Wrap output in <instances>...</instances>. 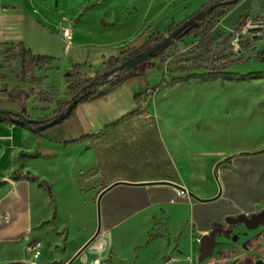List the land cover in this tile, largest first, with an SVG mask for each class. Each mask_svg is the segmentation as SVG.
<instances>
[{"label": "rangeland", "instance_id": "374dc122", "mask_svg": "<svg viewBox=\"0 0 264 264\" xmlns=\"http://www.w3.org/2000/svg\"><path fill=\"white\" fill-rule=\"evenodd\" d=\"M16 1L21 3L22 0ZM37 1L51 7L50 11L55 17V22L60 21V27H72L74 44L66 55L71 66L61 68L51 63L42 67L49 68L46 71L40 70L38 77L36 72L41 68L36 69L34 78L23 82V85L6 84L0 88V107L19 112L22 106H26L31 118L42 120L52 119L66 107L67 100L73 95L69 90L70 84L83 80H100L99 71L104 67L103 62L114 56L115 50L133 43L149 26L154 25L153 32L157 30L165 36L171 26L177 27L201 9L219 0ZM225 8V14L220 15ZM213 12L219 22L210 37V52L206 51L200 36L192 35L173 41L171 49L164 53L163 60L151 59L150 62L166 75V83L160 89L157 102L150 98L143 99L145 103L140 108L139 116L128 119L131 126L114 130V157L118 162L115 161L111 169L103 166L101 175L82 182L85 190L82 199L92 206L93 222L82 226L79 233L76 227L85 223L87 213L83 202L74 199V232L77 239L81 238L78 249L96 231V200L102 190L101 186L110 184L114 178H132L146 170L152 173L159 169L162 175H170L174 182L184 187L187 184L188 189H200L188 184L178 171L176 175L173 174L163 143L158 146L155 139L157 126L153 104L156 106L167 102L163 107H158L160 118L163 120L165 116L171 124L178 125V129L184 132L186 140L191 144L192 151L212 157L203 168L207 189H220L213 174L220 154H237L250 148L249 143H260L264 140L260 133L247 131L251 125L264 126V59L257 58L259 54H264V0H239ZM242 15L246 16L245 26L236 32V24ZM33 16L32 20L27 16L24 20L25 45L36 55H48L66 63L64 44L53 34L55 29L38 21L41 20L38 13H33ZM79 34L84 37L79 39ZM225 56H229L232 61L225 72L235 76H213L211 65ZM200 57L208 61L210 69L175 73L182 67L198 66ZM74 65L87 67L77 69ZM97 66H100V69L92 68ZM67 72L74 75L65 77ZM118 77L121 76H114L111 82ZM173 79L178 82L172 83ZM23 87H26V90H23ZM148 88L136 77L129 78L100 97L81 100L66 120L42 133L47 132L49 136L55 137L53 135L57 134L58 127L62 126L64 138H71L98 132V129L94 130L97 125L104 129L107 125L124 122L138 107L134 97L144 94ZM183 116L185 118L182 119ZM234 168L230 160L218 164L217 175L221 182L225 175L232 174ZM256 189H264V182L256 185ZM172 191L171 197L174 198L176 189L172 188ZM130 192V189H118L102 199V219L105 212L111 219L126 213L133 203L131 204L130 200H122ZM145 193L151 197L150 193ZM134 194L139 195L140 192ZM262 194L263 201L257 205L249 201L246 195H242L243 197H239L242 200L238 203L231 202L229 208L223 210V214L249 215L263 210L264 191ZM182 201L197 203L194 198L189 197L167 204V227L172 236L168 235L163 227L155 226L153 229V236H161L163 240L166 236L169 237V242L162 244L157 259L154 258L156 264H264V234L254 235L255 231H250L249 236H241L245 232L240 230L246 229L243 225L233 226L231 235L226 238L228 247L220 252L216 246L212 256L202 262L198 261L196 246L200 234L194 229L191 240L185 247H182L178 237L173 236L180 233V224L189 212L188 208L180 203ZM213 212L218 218L217 222L222 218L223 223L225 217H222V214L220 217V202L213 208ZM155 216L159 217L158 214ZM151 224V221L140 219L128 224L122 228L126 231L119 233L112 244L109 231L102 224L100 235L73 264H150V252L154 244L145 245L149 240ZM190 226L188 222L184 231L190 229ZM259 228L264 230V227ZM238 233L241 234L233 241L232 236ZM63 235H67L66 230L62 232ZM154 239L153 243L156 240ZM62 247L64 244L60 245V248ZM70 259L71 257L60 260L56 257L52 264H66ZM0 264L20 263L5 261Z\"/></svg>", "mask_w": 264, "mask_h": 264}, {"label": "crops", "instance_id": "0c3cea01", "mask_svg": "<svg viewBox=\"0 0 264 264\" xmlns=\"http://www.w3.org/2000/svg\"><path fill=\"white\" fill-rule=\"evenodd\" d=\"M35 2H37L39 6L41 5L37 0H22L21 3H18L16 0H0V88L6 84L14 86L24 84L21 80L22 65L18 56L19 45H24L27 49L31 50L30 47L25 45L24 20L26 16L31 20L34 19L33 13L35 12H33V9H35ZM38 14L41 17V20L39 19L38 21L43 23L46 27L47 25L53 27L55 29V31L53 30V34L61 41L56 34L60 27V21L56 18L58 21L55 22V17L52 16L50 9H48L47 12H39ZM9 47H11L12 50L8 54L6 50ZM69 50H64V60H66V63H63V60L58 61L53 58L54 60L52 63L55 64L54 66L70 68L71 62H68L66 58ZM48 68L49 67H44L39 69L38 72H36V76H39L40 70L46 71ZM160 93L161 90H158L150 99H152L153 102H157L156 100L157 98L159 99ZM143 103H145V100H142L138 105L137 109H139V111ZM165 104H167V102L162 105L156 104V106L153 104L157 126L155 139L158 142V146L163 143L167 152V161L174 172L173 174L176 175L178 171L179 175L184 179L185 172H191L194 162L198 164L203 172V168L208 165L209 159H212V157L209 158L208 155H203L202 152L192 151L191 146L189 149L184 150L178 148V153L175 152L174 149L177 148L176 141L180 140L183 143L185 142L184 139H186V136L182 130L178 129V125L171 124L165 116H163V120L160 118L158 107H163ZM169 104L168 102V105ZM137 116H139V114L128 119ZM183 118L185 117L183 116L182 119ZM128 119L115 125H107L104 129H101V125H97L94 127V130L98 129V132L84 134L97 135L95 138L79 141L70 145H66L65 142L73 140L76 137L64 138L61 129L62 126L58 127L57 134L55 133L53 135L55 137H52V135L49 136L47 132L36 136L25 127L13 121H0V216L8 212L11 217L9 224H0V263L11 261L20 264H52L56 257L62 260L68 257L72 258L75 255L81 238L77 239L74 232V226L76 225L74 219L76 204L74 199L83 202L87 213L85 223L81 224L80 227H76L79 233L82 226L93 222L92 206L82 199V193L76 179V174L81 171H92L88 175V180H86L89 181L98 174L101 175L103 166L111 169L113 163L115 161L118 162V160H115L117 158L114 157L115 149L112 134L116 129L123 128L124 126H131V123H128ZM249 144H251V147L246 151L237 154H231L232 152L220 154L219 161L224 162L230 160L235 167V170H232V174L225 175L222 182L220 180L222 189H188V191L203 199L216 197L219 190H221V194L216 200L205 203L198 202L197 200V203L180 202L189 210L180 224V233L177 236L173 235L180 239L182 247H185L191 240L190 236L194 229L201 237L212 229L214 222L218 221V218L215 217L212 218L210 224L205 225L203 228L198 227V224L194 220V210L196 208L210 206L213 210L220 202V217L221 214L223 215L222 217H226L228 213L223 214V210L229 208L231 202H240L242 199L239 197H243L242 195H246L247 199L256 205L263 201L262 192L264 189H256V185H261L264 182V140L260 143L251 142ZM242 159H246L247 164L242 163ZM155 162L159 161L155 160ZM244 168H247L248 172L249 189H247V192L245 193L244 189L243 191L238 189H227L232 183L231 180L235 181L236 178L240 176L241 170L244 172L246 171ZM152 171H154V169H152ZM43 181L50 186L52 198H50L46 192L45 185L42 184ZM116 181L138 183L154 181L174 182L175 180L171 178L170 175H162L160 170L157 169L152 173L146 170L142 172L141 175L132 178H114L109 183L112 184ZM110 184L104 185L107 187ZM172 188L173 187L169 185H119L106 193L103 200L108 197L111 191L114 192L118 189H130L136 192L143 191L151 195V197L147 196L146 200L141 199L132 202L133 204L131 203L132 206L130 209H137V211L126 218L124 217L128 214L127 212L115 219L109 218L106 212L103 213L102 224L105 227L110 226V228L106 229L109 231L111 244L114 239L120 235L119 233L126 231L122 229L123 227L135 223L138 219L152 222L150 227L151 233L149 232V235L152 236V240L158 237L157 235H152L153 229L156 228L155 226L163 227V230L166 231L168 235L172 236L167 227L168 210L166 207L172 198L171 196H173ZM159 189H164L165 192L163 197H159L160 199L155 203L152 197L156 195L155 191ZM230 193H233V198L228 197ZM104 209L105 208H103V210ZM154 212L155 215L158 214L159 217H156ZM221 220L222 218H220V222ZM188 222L191 225L190 229L184 231V227ZM65 230L67 235L62 236V232ZM246 230L247 229H241L240 231L246 232ZM263 234L264 230L262 228H258L254 232V235L262 236ZM226 238L228 237L224 235L216 237V240L219 242L217 247L220 249V252L223 248L228 247ZM152 240L149 242L154 244L150 252L152 261L150 264H156L155 259H157L159 255L162 244H164V242H169V237L166 236L163 240L162 237L159 236L158 239L155 240V243H153L154 241L152 242ZM36 243L38 244L40 255L34 258L32 251L29 250V246ZM62 244H64V247L60 248ZM147 245L146 243L145 246ZM198 248L199 243L196 246L197 251ZM86 249L78 257H80ZM78 257L74 261H76ZM73 262L71 264H73Z\"/></svg>", "mask_w": 264, "mask_h": 264}, {"label": "trees", "instance_id": "16d2710c", "mask_svg": "<svg viewBox=\"0 0 264 264\" xmlns=\"http://www.w3.org/2000/svg\"><path fill=\"white\" fill-rule=\"evenodd\" d=\"M226 10H227V8L223 9L220 12V15H224ZM159 21H161V20H159ZM245 21H246V16L242 15V17L238 20V22L236 24V32H239L240 30H242L244 28ZM218 22H219L218 18H217V16H215L214 12L210 13L207 16H205L203 19H201L197 26L191 28L184 35H179L175 40H179L181 38H184L187 36H192V35L200 36L201 37V43L204 45L206 51L210 52L211 48H212L211 42H210V37L213 34L214 29L217 26ZM157 23L158 22H156V24ZM153 28H154V25L149 26L148 29L143 34H141L139 36V38H137L133 43L115 50V55L112 56L109 60L103 62V66H107L108 64L115 65L119 62H122L123 59L125 60L128 57L134 56L139 51H141L143 49H147L151 45L160 41L164 36L161 33H158L157 30L155 32H153ZM175 28L173 26H171L168 30L169 33L171 31H173ZM172 45H173V41L171 43H169L168 46L166 48H164L163 50L156 52L155 56L151 59L163 60L164 59V56H163L164 53L166 51H168L169 49H171ZM11 50H12V48L9 47V48H7L6 52H10ZM129 51L132 53H129ZM18 56L21 60V65H22L21 80L24 83L29 82L30 79L34 78V72L36 69L42 68L43 66H46V65H49L54 60L53 58H51L49 56L36 55V54L32 53L31 50L27 49L24 45H19ZM257 58H258V60H263L264 54L263 53L259 54V56ZM151 59H148V61L143 63L139 68L132 71L129 75L121 76V77H118L115 80H113V82H111V87L109 89H106V90L100 91V92H98V91L89 92L82 100L100 97V96L108 93L109 91H111L115 87L119 86L125 80H127L129 78L136 77V79L144 82L145 85H147V87H149L148 90L144 94L137 95L134 97L136 104L139 105L140 102L143 100V97L144 98H150L155 92L162 89L164 87V84L166 83V80H167L166 75L160 70V68L154 66L150 62ZM229 59H230L229 56H225L221 59L220 58L217 59L214 62V64L211 65L212 69H210V67H208L209 65L207 64L208 61H206L204 57H200L199 58L200 63L198 66L182 67V68H179L175 73H185V72H192L194 70L210 69V70H213L212 71L213 76H217V77L235 76V75H230L229 73L225 72V70H227L232 64L231 63L232 61ZM238 62L240 63L241 61H238ZM74 67L78 69V68H85L87 66L86 65H74ZM88 82H89V80H83V81H77L75 83H72L69 85V90L72 93H75L76 91L81 89ZM176 82H178L176 79L172 80V83H176ZM60 104L61 103H59V105ZM62 107H64V106H62ZM138 114H139V109H136L127 116L126 120L128 118L135 116V115H138ZM3 120L8 121L9 118L6 115L1 114L0 115V121H3ZM118 123H121V122H118ZM40 134H42V133H40ZM40 134H36V136H39ZM96 136L97 135H81V136L76 137L73 140L66 141L65 144L66 145L74 144V143H77L79 141L89 140V139L95 138ZM242 163L247 164V160L242 159ZM90 172H92V171H81V172L76 174V179L78 181V185L80 187V191L82 194H85V190L82 188V182L88 180V175L90 174ZM243 174H245V175H243ZM247 175H248L247 170L245 172L243 170H241L240 176L237 177L235 181H231L232 183L227 189H238V190H242V191L244 189V192L246 193L247 189H249L248 185H247V183H248ZM42 184L45 185L46 192L48 193L49 197L52 198V190H51L50 186L48 185V183L43 181ZM105 187H106V185L101 186L102 189H104ZM164 192H165L164 189H159V190L155 191L156 195L154 197H152L153 202L156 203L158 201V199H160L159 197H161V196L163 197ZM130 193H132V194H130ZM130 193L128 195L124 196L123 201L129 202V200H130V202L132 203L135 200L138 201L141 199H145V200L147 199V195H145L146 193H144L143 191L140 192L139 195H135L134 193H137V192L134 190H131ZM135 197H136V199H135ZM228 197L233 198V193H230V195H228ZM147 205H144V206H147ZM136 211H137V209L128 210L127 211L128 214H126L124 218L132 215ZM212 218H215V215H214V212L210 206H201L200 208H196L194 210V220L196 221V223L198 224V227H200V228H203L205 225L210 224ZM106 228H110V226H108ZM151 240H152V236L150 235V239L147 242V244H149V242Z\"/></svg>", "mask_w": 264, "mask_h": 264}, {"label": "water", "instance_id": "95a60500", "mask_svg": "<svg viewBox=\"0 0 264 264\" xmlns=\"http://www.w3.org/2000/svg\"><path fill=\"white\" fill-rule=\"evenodd\" d=\"M239 0H219L217 3H213L206 8L201 9L193 16L188 18L187 20L180 23L173 31L165 35L160 41L151 45L147 49H143L136 53L134 56L128 57L122 62H119L115 65L108 64L104 66L102 70L99 71L100 80H91L87 84H85L81 89L73 93L67 100L66 107L61 110L55 117L52 119H34L28 115L26 106H22L19 112H14L11 109L0 107V115H6L10 121H13L23 127H25L28 131L33 134H40L50 128H53L64 120L72 113L73 109L76 105L89 93L94 91H104L111 87V80L114 76H126L129 75L132 71L139 68L143 63L148 61L155 56L156 52L163 50L168 46L169 43L174 41L179 35H184L191 28L198 25L199 21L203 19L205 16L215 11L216 9L222 6H228L236 3ZM96 69H100V66L92 67ZM74 73L67 72L65 73V77H71ZM24 88V87H23ZM26 88V87H25ZM23 90H26V89ZM30 88V87H28ZM6 91V90H2ZM222 161H218L214 167L213 174L218 182L219 188L222 189L220 179L217 175V166ZM119 185L125 186H148V185H169L173 188L186 190L181 184L172 182V181H154V182H128V181H116L112 184L108 185L106 188L102 189L101 192L97 196L96 200V218L97 225L96 231L92 235V237L75 253V255L66 263L71 264L101 233L102 230V207L101 202L106 193L112 190L114 187ZM221 190L216 197L211 199H203L195 194L188 191V195L198 202L205 203L216 200L220 197ZM236 225H243L247 231L242 233L244 235L249 236V232L256 231L259 227H264V209L259 212H254L252 214L240 213L236 216L228 215L225 217L224 222H214L212 225V229L208 234L202 235L199 239V248H198V261L202 262L206 258L212 256L214 249L219 242L216 240L217 236L224 235L229 237L232 233V227ZM241 233L232 236V240L235 241L236 236ZM25 264H36V263H25Z\"/></svg>", "mask_w": 264, "mask_h": 264}, {"label": "bare ground", "instance_id": "6f19581e", "mask_svg": "<svg viewBox=\"0 0 264 264\" xmlns=\"http://www.w3.org/2000/svg\"><path fill=\"white\" fill-rule=\"evenodd\" d=\"M35 5V9H33V12L35 13H39V12H44L48 9H50L51 7L49 6H46V5H43L41 4L40 6L37 4V2L34 3ZM73 6V4H71ZM52 16H54L52 14ZM51 17V15H50ZM49 17V18H50ZM84 36L82 34H79L78 35V38H83ZM247 131H250V132H258L260 133L261 135H263L264 137V126L260 127V126H257L255 125L254 127L251 125ZM185 142L182 143V141H176L177 142V148H175V152L178 153L179 149L178 148H182V150L184 149H189V147L191 146V144L186 140L184 139ZM192 170L191 172H185L184 174V179L185 181L190 184V185H195L196 187H199L200 189H207V186H206V181L203 177V172L201 170V168H199L198 164H196L195 162L192 164ZM185 187L188 189V185L186 184Z\"/></svg>", "mask_w": 264, "mask_h": 264}, {"label": "built area", "instance_id": "2783aa9c", "mask_svg": "<svg viewBox=\"0 0 264 264\" xmlns=\"http://www.w3.org/2000/svg\"><path fill=\"white\" fill-rule=\"evenodd\" d=\"M57 36L59 37V39L63 42L64 44V50L68 51L74 44L73 42V30L71 26H63L60 27L57 30ZM183 186V185H182ZM184 187V186H183ZM186 190H182V189H176L175 191V196L174 198L172 197L170 199V203H175L176 200L178 199H186L189 198L190 196L188 195V189L186 187H184ZM248 215V214H247ZM11 221V217L10 214L8 212L3 213L0 216V224L2 225H6L9 224ZM29 250L32 251V254L34 256V258H37L40 255V250L38 249V244H34V245H30L29 246Z\"/></svg>", "mask_w": 264, "mask_h": 264}, {"label": "flooded vegetation", "instance_id": "af4514ba", "mask_svg": "<svg viewBox=\"0 0 264 264\" xmlns=\"http://www.w3.org/2000/svg\"><path fill=\"white\" fill-rule=\"evenodd\" d=\"M90 82V81H89ZM233 228V227H232ZM241 236H247V235H241Z\"/></svg>", "mask_w": 264, "mask_h": 264}]
</instances>
